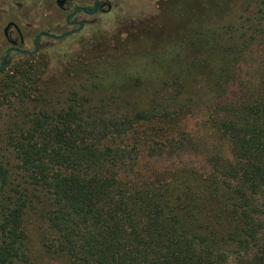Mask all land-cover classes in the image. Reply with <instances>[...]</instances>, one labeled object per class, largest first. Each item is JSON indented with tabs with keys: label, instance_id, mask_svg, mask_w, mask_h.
I'll use <instances>...</instances> for the list:
<instances>
[{
	"label": "trees",
	"instance_id": "16d2710c",
	"mask_svg": "<svg viewBox=\"0 0 264 264\" xmlns=\"http://www.w3.org/2000/svg\"><path fill=\"white\" fill-rule=\"evenodd\" d=\"M234 1L4 78L0 264H264V0Z\"/></svg>",
	"mask_w": 264,
	"mask_h": 264
},
{
	"label": "rangeland",
	"instance_id": "374dc122",
	"mask_svg": "<svg viewBox=\"0 0 264 264\" xmlns=\"http://www.w3.org/2000/svg\"><path fill=\"white\" fill-rule=\"evenodd\" d=\"M10 3V1L20 0H0ZM80 3L87 2L88 0H75ZM113 8L108 14H98L96 17L89 20L88 27L85 28L78 35L65 38L52 45L47 46L43 56L36 58L30 62L18 61L14 67L7 69L0 74V87L3 85L4 78L11 75L19 67L25 65H35L39 69L42 66L41 73L43 79L46 77H55L56 80L59 76L61 67L64 65L65 59L75 58L79 56L88 57L89 55L100 53L107 45H111L113 36L126 38L129 33L140 34L144 39L136 46V50L153 51L159 44L163 42L164 33L171 34V27L168 22L171 19L170 13L175 8L176 0H109ZM234 4L235 1L231 0ZM2 5V4H0ZM231 15L236 16V4L231 6ZM230 7V9H231ZM229 9V10H230ZM47 17L50 18V7H47ZM45 14V15H46ZM184 9L181 8L178 17L183 18L181 24L186 21ZM185 17V18H184ZM166 20V26H163V21ZM4 21L2 20L1 23ZM179 25V24H178ZM176 25V28L179 27ZM174 30V29H173ZM167 37H169L167 35ZM111 41V42H110ZM12 101L14 97L10 96ZM12 113V104L7 101L0 103V129H2L4 122ZM195 119L188 121L189 127H195ZM3 126V127H2ZM204 131V130H203ZM206 131V130H205ZM222 151L227 153L226 147H222ZM32 221L29 224L32 225Z\"/></svg>",
	"mask_w": 264,
	"mask_h": 264
},
{
	"label": "flooded vegetation",
	"instance_id": "af4514ba",
	"mask_svg": "<svg viewBox=\"0 0 264 264\" xmlns=\"http://www.w3.org/2000/svg\"><path fill=\"white\" fill-rule=\"evenodd\" d=\"M0 4V74L18 61L30 62L43 56L47 46L78 35L91 18L108 14L113 8L109 0H63L61 4L57 0H20ZM47 7L54 16L47 17Z\"/></svg>",
	"mask_w": 264,
	"mask_h": 264
},
{
	"label": "water",
	"instance_id": "95a60500",
	"mask_svg": "<svg viewBox=\"0 0 264 264\" xmlns=\"http://www.w3.org/2000/svg\"><path fill=\"white\" fill-rule=\"evenodd\" d=\"M59 4H61L63 2V0H57ZM96 6H94L95 8Z\"/></svg>",
	"mask_w": 264,
	"mask_h": 264
}]
</instances>
